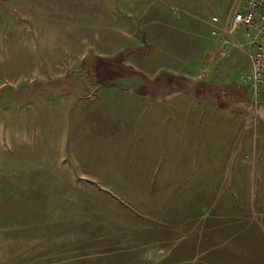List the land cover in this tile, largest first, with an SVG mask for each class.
Wrapping results in <instances>:
<instances>
[{
    "label": "rangeland",
    "instance_id": "1",
    "mask_svg": "<svg viewBox=\"0 0 264 264\" xmlns=\"http://www.w3.org/2000/svg\"><path fill=\"white\" fill-rule=\"evenodd\" d=\"M85 1H0V264H264L232 0Z\"/></svg>",
    "mask_w": 264,
    "mask_h": 264
},
{
    "label": "built area",
    "instance_id": "2",
    "mask_svg": "<svg viewBox=\"0 0 264 264\" xmlns=\"http://www.w3.org/2000/svg\"><path fill=\"white\" fill-rule=\"evenodd\" d=\"M213 21H218L216 16ZM230 35L243 33L249 59L248 79L254 92H264V0H232L224 27Z\"/></svg>",
    "mask_w": 264,
    "mask_h": 264
},
{
    "label": "crops",
    "instance_id": "3",
    "mask_svg": "<svg viewBox=\"0 0 264 264\" xmlns=\"http://www.w3.org/2000/svg\"><path fill=\"white\" fill-rule=\"evenodd\" d=\"M0 1H7V0H0ZM10 1H14V0H10ZM84 3H85V5H87L88 12H89L88 16L85 15L86 19L84 22H87V17H89L91 14V0H87ZM88 22H91L90 17L88 19ZM89 25L90 24H88V26ZM82 26H86V24H82ZM129 61H131V60H129ZM111 66H122V67H125L126 69L130 68V69H132V71L136 75H138V73L140 72V70L138 69V68H140V66H138L137 64H134L133 62L126 63V62H123L121 60V61H119V64L113 63V65H111ZM109 68L110 69H106L104 72V78L106 81H109L113 84H120L122 86H126L125 88H132L135 81H137L135 79H137L138 77L136 78L135 76H128L127 74L124 76L122 73H119L117 70H115L111 67H109ZM134 77H135V79H134ZM204 91L206 92V91H208V89L204 90ZM234 91L236 93L234 101H237L239 103L246 104V105L249 104L248 99H247L248 98L247 94L244 93V90L242 89L240 84H236V86L234 87ZM218 93L220 94V96H225L228 93V91L221 88L218 90ZM260 105H262L264 107V104L261 103L258 106H260ZM258 106L255 108V110L254 109L251 110L252 114L256 113Z\"/></svg>",
    "mask_w": 264,
    "mask_h": 264
},
{
    "label": "water",
    "instance_id": "4",
    "mask_svg": "<svg viewBox=\"0 0 264 264\" xmlns=\"http://www.w3.org/2000/svg\"><path fill=\"white\" fill-rule=\"evenodd\" d=\"M256 114L262 119L264 120V107L262 105L258 106L257 110H256Z\"/></svg>",
    "mask_w": 264,
    "mask_h": 264
}]
</instances>
